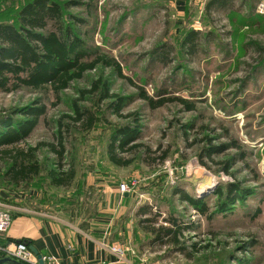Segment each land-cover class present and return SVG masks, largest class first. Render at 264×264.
<instances>
[{"label":"rangeland","instance_id":"rangeland-1","mask_svg":"<svg viewBox=\"0 0 264 264\" xmlns=\"http://www.w3.org/2000/svg\"><path fill=\"white\" fill-rule=\"evenodd\" d=\"M25 1L0 0V20L15 19ZM83 1L65 10L83 20L72 19L90 58L114 57L124 77L99 63L58 96L50 87L0 89V134L5 115L24 118L15 109L46 107L18 147L56 142L62 125L81 126L71 119L75 102L98 114L91 130L65 134L62 164L69 168L73 162L76 169L70 187L50 184L47 168L56 157L42 146L36 152L41 175L18 187L0 177V188L20 208L80 230L98 218L112 220L108 243L126 249L125 264H264V0H234L210 16L208 0H192V17L181 8L185 0H96L93 7ZM189 29L200 33L198 47L188 51L181 42ZM99 80L108 97L94 90ZM141 88L156 99L185 98L195 109L179 100L152 108L140 98ZM111 101L122 103L119 111L106 109ZM119 126H129L138 138L116 149L119 157L132 159L125 166L114 164L108 153ZM221 145L223 151L209 154ZM132 181L130 191L121 193L119 185ZM231 184L249 193L221 206L218 190ZM183 194L200 200L205 212ZM141 208L149 213L138 215ZM154 214L156 222L141 223ZM168 217L187 227L179 245L153 241L148 231L167 224Z\"/></svg>","mask_w":264,"mask_h":264},{"label":"trees","instance_id":"trees-1","mask_svg":"<svg viewBox=\"0 0 264 264\" xmlns=\"http://www.w3.org/2000/svg\"><path fill=\"white\" fill-rule=\"evenodd\" d=\"M232 1L234 0H208L205 5L206 15L210 16L213 10L226 7ZM95 2L96 0H88L89 7H93ZM83 3H85L83 0H26L19 6L15 19L0 20V89L2 91L12 92L22 87L34 89L50 87L58 96L60 92L70 87L72 81L83 78L88 70H92L99 63L113 67L119 75L124 77L121 65L114 57L107 54H97L94 58H90V53L85 47V41L73 26L75 25L74 22L80 23L83 20L65 10L69 6H80ZM192 10V0H187L185 13L188 17H192L194 14ZM72 19L76 20L73 22ZM199 33V30L196 29H189L184 32L182 46H190L188 51L190 49L195 50L199 43L197 41ZM94 90H100L101 97L103 95L108 97L104 83L101 84L100 80L94 83ZM85 92L87 91L83 93ZM139 96L152 108L160 107L167 101L179 100L189 110L195 109L194 104L178 96L156 99L148 95L143 88L140 89ZM118 99L122 100L121 98ZM121 105L122 103L119 101H111L106 105V109L113 108L117 112ZM19 110L22 111L21 114L24 118H17L15 114H7L2 121L6 129L3 134H0V161L5 166L4 168L0 167L1 181L6 185L16 187L22 183L33 182L42 173V163L36 152L45 146L56 157L55 166L47 168L50 184L55 187H70L75 180L76 169L73 162L69 168H64L62 164L67 152L65 134L69 131L72 136L73 131L76 130H91L97 124V112L75 102L73 110L75 115L71 119L75 123H82L81 126L65 124L67 127L64 129V125H62L57 133L56 142H44L26 149L15 145L25 141L30 136L41 116L45 115L46 107L34 105L15 109V113ZM113 131L108 148L109 158L116 165H129L132 159L119 157L116 149L125 150L131 142H135L138 139L135 130L129 126H119ZM136 145L133 143L131 148H135ZM224 146H212L209 154H212L214 150L215 153L223 151ZM228 164H226L225 170L228 168ZM239 189V185L235 184L228 186L225 192L219 189L218 195H221V199L223 197L225 199V201L224 199L221 201V206L225 203L229 205L238 199L239 195L244 197L246 193H249L246 189ZM182 197L201 213L205 212L200 200L186 194H183ZM3 199L7 202L15 200L12 196ZM144 209L141 208L138 215L149 213L148 210ZM157 219V214H154V216L141 220V223H154ZM165 222L167 223L165 225L148 228V231L154 235L153 241L157 240L162 243L167 241L179 245V236L187 227L177 218L168 217ZM17 241H24L29 246L31 245V241L28 239ZM183 247L180 246V249L183 250Z\"/></svg>","mask_w":264,"mask_h":264},{"label":"crops","instance_id":"crops-1","mask_svg":"<svg viewBox=\"0 0 264 264\" xmlns=\"http://www.w3.org/2000/svg\"><path fill=\"white\" fill-rule=\"evenodd\" d=\"M181 8L186 11L187 0ZM9 196L14 197L0 188V197ZM8 203L13 207V219L8 230L0 234L1 245L28 239L31 241L30 246L36 248L39 254H53L58 264H99L114 258L109 249L110 237L107 238L112 220L107 223L104 222L106 219L98 218L90 228L80 230L76 226L67 225L65 220L20 208L18 199Z\"/></svg>","mask_w":264,"mask_h":264},{"label":"built area","instance_id":"built-area-1","mask_svg":"<svg viewBox=\"0 0 264 264\" xmlns=\"http://www.w3.org/2000/svg\"><path fill=\"white\" fill-rule=\"evenodd\" d=\"M264 5H260L263 10ZM135 185L136 181L131 183L123 182L119 185L121 193H127L131 189V185ZM12 205L0 197V234L5 233L12 222ZM113 259L101 261L99 264H124L126 262V252L124 248L117 246H109ZM43 264H58V259L51 253L41 254ZM3 256H12L26 264H40L37 255L30 246L24 241H12L6 245L0 244V258Z\"/></svg>","mask_w":264,"mask_h":264},{"label":"water","instance_id":"water-1","mask_svg":"<svg viewBox=\"0 0 264 264\" xmlns=\"http://www.w3.org/2000/svg\"><path fill=\"white\" fill-rule=\"evenodd\" d=\"M31 249L34 250V253L37 255L39 263L43 264L42 255L39 254V252L34 248L33 246H30ZM0 264H26L12 256H3L0 258Z\"/></svg>","mask_w":264,"mask_h":264}]
</instances>
